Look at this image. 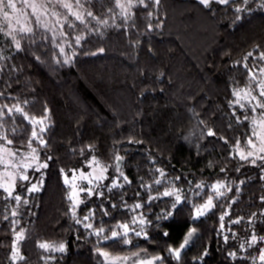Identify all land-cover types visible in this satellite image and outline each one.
<instances>
[{
	"label": "trees",
	"instance_id": "16d2710c",
	"mask_svg": "<svg viewBox=\"0 0 264 264\" xmlns=\"http://www.w3.org/2000/svg\"><path fill=\"white\" fill-rule=\"evenodd\" d=\"M81 2L95 19L86 17L85 24L77 21L74 29L65 25L72 47L63 42L64 54L56 46L62 43L58 33L54 42L52 32L38 29L21 39L20 50L0 34V106L19 103L29 117L37 119L47 109L43 137L47 146L41 148L35 142L33 146L38 147L39 161L52 157L39 191L29 193L30 183L17 180L14 195H21L27 204L17 205L0 188V264H13V229H23L25 234L19 244L25 259L16 264H99L98 251L139 253L141 258L159 255L164 258L162 264H258L259 250L264 248V241H259L264 236V170L260 161L256 166L241 161L234 146L237 140L244 146L251 134V118L258 119L259 110H241L229 101L234 100L233 89H246L249 83L243 67L248 52L253 53L247 61L250 66L264 67V61L257 59L264 52V8L260 7L264 0L247 4L230 0L209 8L199 0H161L159 5L145 0L147 7H133L128 20L115 0ZM238 7L243 9L239 13ZM100 20H107V26ZM77 35L84 37L80 45L73 39ZM65 55L71 57L68 64L63 63ZM245 112L250 117L247 121ZM0 122L13 140L7 147L28 153L30 123L16 113L6 114ZM207 129L216 135L202 134ZM116 155L123 157L120 168L131 183L121 178L122 187L111 192L101 188V198L82 193L77 218L89 211L95 215L75 223L68 211L71 188L60 170L69 175L71 169H87L86 162L95 156L112 169L103 182L110 185L118 175ZM156 169L165 176L160 177ZM26 173L31 181L33 169ZM155 179L162 183L154 184ZM217 182L224 183L225 195L214 197L215 207L193 219L195 208L209 195L215 196L211 185ZM173 184L181 189L182 202L176 208L171 197L149 201L150 195L157 196ZM197 184L204 187L198 189ZM136 203L144 206L133 211ZM13 209L18 211L16 217L11 216ZM226 210L230 214L220 231L219 217ZM167 212L172 216L157 219ZM141 213L151 221L143 226L146 237L130 233V244L104 239L118 230L119 223L131 226L132 218ZM241 217L240 223L231 222ZM84 223H92L93 229ZM101 226L105 232L96 236L94 229ZM193 227L196 236L181 259L175 260L169 247H179ZM252 234L258 243L241 249ZM40 242L66 243L67 250L44 251L37 247Z\"/></svg>",
	"mask_w": 264,
	"mask_h": 264
},
{
	"label": "snow or ice",
	"instance_id": "6c2138e0",
	"mask_svg": "<svg viewBox=\"0 0 264 264\" xmlns=\"http://www.w3.org/2000/svg\"><path fill=\"white\" fill-rule=\"evenodd\" d=\"M152 2L156 5H159L161 0H152ZM245 4L248 3V0H243ZM199 3L203 5L205 8H209L212 3L219 4H229L230 0H199ZM116 7L121 10V15L124 16L125 20L131 18V9L136 6L147 7L145 0H136L134 3L133 0H127V3H122L121 0H115ZM260 7L264 8V4H261ZM243 9L236 8L235 11L237 13L241 12ZM110 12L112 9L109 10ZM151 15V13H149ZM72 17L73 19H69ZM86 17H91L95 19L94 14L91 11H84L83 4L81 0H0V34H3L9 37L14 44L17 50L21 49V39L24 38L25 35L35 34L38 29H43L47 32L53 33V41L55 42L57 33L62 41L61 44H57L56 46L59 48V52L61 54L65 53V47L63 46V42L68 43V47H72V43L67 40V37L70 36V33L64 31L65 25L68 28L74 29L76 27L75 22H80L81 24H85ZM240 17L237 16L236 19ZM98 23L107 26V20H100ZM151 27V26H149ZM20 36V39L17 38ZM74 42L76 45H80L81 41L84 39L83 36L77 35L74 38ZM257 47H259L257 45ZM103 52L104 50L101 48L99 50ZM95 54V53H93ZM75 55V53H73ZM253 57L252 52H248L244 57L243 67L246 69L248 73V85L246 89H233L232 95L234 100L229 101L233 107L239 106L241 110L250 109L251 112L257 113L259 110V117L251 118V134L246 138L244 146H241V141L237 140L235 143V153L238 155L241 161H245L250 163L253 166L257 165V161L262 162V170H264V67H259L256 69L254 66H250L247 61L249 58ZM260 61H264V52H260L257 57ZM60 63L59 60L56 61ZM71 62V57L65 55L63 60L64 64H68ZM239 63V62H238ZM0 95H3L0 93ZM24 104L27 101L23 102ZM47 109H45L44 115L37 119L35 116L29 117L28 114L24 111V108L21 104L17 103L14 105H2L0 106V120L7 114L12 115L13 113L21 114L23 119L30 123L31 132L28 137L26 147L30 150L27 154L21 153L19 149L13 151L7 145H12L13 140L8 137V135L2 130L3 123L0 122V164H3L6 169L4 176L5 182L0 183V188L3 189L4 192L7 193V198L14 199L16 204L19 205L21 203L27 204L28 201L25 199L22 201V197L19 194H15L13 192V187L16 179L18 178L21 181H27L30 183V186L27 187V192H37L40 190V186L43 184V175L40 180L36 183H31L30 177L26 174L28 169H33L34 171H40L41 169L48 168L47 161L51 160V156H47L45 161H39V152L38 147H46L47 142L43 138L44 134L47 131L45 127V122L48 119ZM233 115H236L235 111ZM237 122L240 121V117H236ZM244 120H249L250 117L245 112L243 116ZM203 123V121H201ZM39 126V127H37ZM12 132L15 133L16 129L13 128ZM207 136H215L216 133L212 129H207ZM223 139V138H221ZM34 142L38 146H33ZM133 141H129L132 143ZM227 143V140H225ZM23 147V145H22ZM88 150H92V146H88ZM83 153V149L81 150ZM123 157L120 155L115 156V171L118 173L116 177L111 180L110 185H105L103 182L108 179L106 173L108 171V166L102 165L100 161L92 156L87 162L86 167L92 169L87 173L83 169H71V180L69 179L68 173H66L63 169H61V173L64 177L65 185H70L71 191L67 195V199L70 201V207L68 209L72 218L75 220V223L81 224L84 221H89L91 217L95 215L94 212L89 211V213L82 217V219L77 218V208L84 201L81 200V193H86L87 198H91L93 195L97 196V198L103 197V191H100L101 188H107L109 192L112 191L113 188L122 187L120 184L121 178L125 183H131L126 175H124L123 171L120 168V162H122ZM11 168L12 171L8 172L7 169ZM224 171V169H221ZM239 171V168H237ZM156 172L159 173L160 177L165 176V172L162 169H156ZM77 179L80 181L86 182V186L81 184H77ZM179 180L180 177L177 176L175 178ZM261 179H264V176H261ZM162 183L161 179H155L154 184L160 185ZM244 183V181H241ZM143 186V185H142ZM147 188H151V185L144 186ZM204 187L203 184H197L196 188ZM225 185L222 182H217L211 185L212 192L215 194L216 198H220L225 195L221 189H224ZM231 191V189H228ZM238 190V189H237ZM139 195V193H137ZM161 197H171L173 198L172 208H176L179 205L181 200V189L176 187L174 184L170 188H166L162 193H159L157 196H149V201H153L159 199ZM261 201L264 202V197H261ZM234 202V201H233ZM144 205L141 203H136L132 206V210L136 211L137 209L142 208ZM231 205H229L230 207ZM112 207H116V205H112ZM215 207L213 202V195H209L207 200L197 206L195 208V214L193 219H198L203 217L207 212L211 211ZM229 211H225L220 217V231L224 230V220L225 217L228 216ZM18 215V211L13 209L11 212L12 217H16ZM104 215H108V212L105 210ZM255 215V214H253ZM264 215V212L261 213ZM170 216H172L171 212H167L160 217H157L158 220H166ZM4 219H8V216H5ZM241 219H236L231 221L232 223L238 224L241 222ZM252 221L250 220L249 223ZM13 223H17L13 221ZM151 223V221L147 220L144 215L141 213L138 216H134L131 221V226L129 223H119L116 225V229L111 231V237L105 236L104 239H120L124 244H130L131 241L128 239L130 233H134L137 237L139 236H147V233L144 231V225ZM140 225L139 230L135 227V225ZM84 227L87 229H93L92 223H84ZM14 231V239L11 244V252L10 259L13 264H16L18 260H24L25 257L21 255L19 244L21 241L25 239L24 230L20 229L19 231L13 229ZM196 228H191L183 242L177 248L169 247V254L177 261L181 259V252L185 248L186 245L189 244L191 238L196 233ZM105 232V229L101 226L94 229V234L96 236H101L102 233ZM165 236L169 235V233L164 232ZM225 242H227L228 237H224ZM259 241H264V236L259 237ZM258 243L257 236L255 234L251 235L249 241H246L247 246L250 248L253 245ZM37 247L44 251H60L63 252L65 250V245L60 244L56 246L54 244H50L48 242H40ZM241 249L245 248V244L240 245ZM98 254L105 258V261L108 264H127V261L130 259L129 257H111L108 252H99ZM207 252H205V255ZM230 256L235 257V252H230ZM134 256L137 257L133 261V264H162L163 257L157 255L152 257L144 256L140 257L139 253H134ZM257 258L253 257L255 261ZM259 261L261 264H264V248L259 250Z\"/></svg>",
	"mask_w": 264,
	"mask_h": 264
},
{
	"label": "rangeland",
	"instance_id": "374dc122",
	"mask_svg": "<svg viewBox=\"0 0 264 264\" xmlns=\"http://www.w3.org/2000/svg\"><path fill=\"white\" fill-rule=\"evenodd\" d=\"M121 2L122 3H127V0H121ZM82 3V2H81ZM0 23H2V21H0ZM21 153H24V154H27V152H21ZM41 162V161H40ZM31 169V168H30ZM30 169H28L27 170V172L30 170ZM86 173L88 172V171H91L92 169H90V168H87V169H83ZM112 169L110 168V167H108V171H107V173H106V175H107V177L109 178V174L112 172L111 171ZM5 171H6V169L4 168V166H3V164H0V183H4L5 182V176H4V173H5ZM7 171L8 172H11L12 171V169L9 167L8 169H7ZM34 171V170H33ZM27 174V173H26ZM44 174V169H41L40 171H34V174H33V178H32V180H31V183H36V182H38L39 180H40V178H41V176ZM69 179L71 180V173L69 174ZM17 180H19L18 178L16 179V181H15V184H14V187H13V190L15 189V188H17ZM43 181H44V176H43ZM22 182H24V181H22ZM77 184H81V185H83V186H86V182H83V181H80L79 179H77ZM30 185V184H29ZM81 195H82V193H81ZM214 197L215 196H213V202H214ZM199 219V218H198ZM196 236V233L194 234V236L191 238V240H190V242H189V244L188 245H186L185 246V248L182 250V252L190 245V243L192 242V240L194 239V237ZM61 244H64L65 245V250L63 251V252H66V250H67V245H66V243H61ZM60 244H57L56 246H59ZM246 246H247V244H245ZM51 252H54V253H62V252H60V251H55V250H52ZM100 252H103V251H100ZM181 252V253H182ZM111 257H125V256H127V257H129L130 259L127 261V264H133V261L135 260V259H137V258H135L136 256H134V255H111V254H109ZM99 264H108V262L107 261H105V258L103 257V256H101V255H99ZM150 258V257H149ZM258 264H261V262L259 261V259H258Z\"/></svg>",
	"mask_w": 264,
	"mask_h": 264
}]
</instances>
